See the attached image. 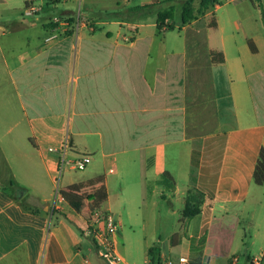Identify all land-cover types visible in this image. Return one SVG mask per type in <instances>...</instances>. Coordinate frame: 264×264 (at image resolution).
<instances>
[{
  "label": "crops",
  "instance_id": "obj_1",
  "mask_svg": "<svg viewBox=\"0 0 264 264\" xmlns=\"http://www.w3.org/2000/svg\"><path fill=\"white\" fill-rule=\"evenodd\" d=\"M68 1L46 0L34 16L0 20V264H107L83 234L89 210L112 209L110 196L120 190L108 175L150 165L156 176L141 177L147 192L167 171L174 186L156 184L162 198L166 190L184 205L188 188L204 194L200 211L180 221L183 233L171 230L181 237L169 240L168 253L157 244L160 264L181 255L198 264H238L242 215L252 216L246 205L264 197L252 179L264 114L248 85L255 73L264 80V66L239 55L228 68L225 44L204 43L199 28L211 9L179 26L186 32L182 50L161 49L156 57V18L79 10L87 24L75 34L77 11L58 9ZM53 14L68 24L50 23ZM251 41L255 51L247 39L248 49L258 52ZM210 50L222 51L224 61L212 62ZM65 136L68 159H90L73 186L59 187L64 200L55 202L59 160L49 147ZM176 244L182 252L173 256ZM246 255L250 264L258 256L264 263V249Z\"/></svg>",
  "mask_w": 264,
  "mask_h": 264
},
{
  "label": "rangeland",
  "instance_id": "obj_2",
  "mask_svg": "<svg viewBox=\"0 0 264 264\" xmlns=\"http://www.w3.org/2000/svg\"><path fill=\"white\" fill-rule=\"evenodd\" d=\"M25 0H0V20L6 25L12 18L26 16L22 14V8ZM123 3V0H119ZM144 0H126L125 5L114 6V0H70L67 3L59 4L58 9L70 8L75 12L80 10L81 13L90 12V9H104L102 12L115 11L121 16L128 13V8L134 5H140ZM46 0H35L36 4L45 7ZM179 2L181 0H156L155 4L145 9L146 12L130 13L132 21H150L156 18V14L161 10H168L170 21L173 23L172 29L158 30L156 27V57L160 54L161 49L168 51H180L184 46L185 30L179 26L182 21L179 14ZM197 9L198 3L194 2ZM39 9V12L42 11ZM211 13L203 16L205 22L199 28V32L204 43L208 47L220 48L222 43L226 46L228 57L227 67L235 64V58L239 55L249 56L252 58V67L264 66V0H218V6H212ZM196 11V10H195ZM196 15L198 12H195ZM214 19L218 25L216 27L208 26V22ZM28 18V17H27ZM125 18V17H124ZM2 24V23H0ZM3 25V24H2ZM114 28L117 26L112 23ZM253 39L258 46V52L252 53L248 49L247 39ZM246 66L250 64L245 62ZM224 65V69H225ZM235 75V74H234ZM259 73L253 74L249 78L248 85L251 90L252 101L259 104L264 114V80ZM235 77V76H234ZM78 157V156H76ZM74 157V158H76ZM85 168L70 169L64 164L62 175L60 176L59 187L65 190L74 185L81 177V172ZM156 165H150L140 172L138 167L122 169V177L112 176V189H119L120 193L113 192L110 196L111 210L119 218L120 227L117 235L119 241L120 253L127 264H142L150 258L147 249L150 246L160 243L167 252L169 237L172 229L179 230L183 233V224L179 221L183 201L177 196L170 198L168 193L163 198L159 194L156 183L151 192H147L146 183L143 179H152L155 174ZM143 176V177H142ZM142 177V180H141ZM179 181V180H178ZM54 191V190H53ZM116 194V196H113ZM258 201L249 202L247 209L252 211V216L243 214L241 221V237L245 244H240L238 264H250L247 260L246 253L259 255L264 249V197L261 195L254 196ZM261 199V202H260ZM170 200V201H169ZM172 204V205H171ZM115 209V210H114ZM243 233H245L243 235ZM182 252L180 244L171 248V255L178 256ZM168 253V252H167ZM258 264L262 257L258 256Z\"/></svg>",
  "mask_w": 264,
  "mask_h": 264
},
{
  "label": "built area",
  "instance_id": "obj_3",
  "mask_svg": "<svg viewBox=\"0 0 264 264\" xmlns=\"http://www.w3.org/2000/svg\"><path fill=\"white\" fill-rule=\"evenodd\" d=\"M42 8L41 4H36L35 0H25L22 8L23 15H36L39 9ZM48 21L55 25H67L66 18L53 14L49 17ZM87 24V20L80 16L79 10L76 12V20L73 22V32L76 34L81 25ZM69 142L65 136L57 146H50L49 150L54 151L58 155L59 164L54 177V193L53 200L60 202L64 200L61 195L59 182L64 164L70 169L84 168L89 162V155L82 154L76 158L68 159L66 157ZM54 202V203H55ZM120 222L114 212L107 208L95 207L89 210L86 224L83 228V234L89 237L92 241L96 253L103 258L107 264H127L122 255L117 249V235L119 232ZM258 259L255 258L253 262L258 264ZM85 261H87L85 259ZM186 256H179L177 260L168 259L165 264H188ZM142 264H149L145 260Z\"/></svg>",
  "mask_w": 264,
  "mask_h": 264
},
{
  "label": "trees",
  "instance_id": "obj_4",
  "mask_svg": "<svg viewBox=\"0 0 264 264\" xmlns=\"http://www.w3.org/2000/svg\"><path fill=\"white\" fill-rule=\"evenodd\" d=\"M197 1L198 7L195 9L194 2ZM218 0H181L179 2V14L182 21V24L187 23L188 21L194 19L198 15H196L195 12H198V14H204L206 11H208ZM155 4V2L147 3V4H140V5H134L130 6L127 10L128 13L123 16H133L130 13H142L146 12L145 9ZM196 10V11H195ZM105 15L109 17H116L119 13L112 11V12H103ZM127 17V18H129ZM129 18V19H130ZM170 18L168 10H161L158 11L156 14V26L157 28H161L162 26H166L168 29H172L173 25L172 23L166 24L165 20ZM210 26H215L216 21L212 19L209 22ZM248 43L250 48L255 51V47L251 41V39H248ZM210 57L212 62H223L224 56L222 51L219 50H210ZM252 179L253 182L257 185L264 186V147L261 146L258 151L256 163L253 169L252 173ZM156 184H160L165 186L166 188H173L174 186V180L171 174L167 171H164L160 174V177L155 180ZM203 192L199 190L197 187H191L186 190L185 195V201L183 205V209L181 211V218L179 221H185L187 218L195 215L200 211V206L203 200ZM181 234L178 232H174L170 235L169 240L173 243V241L177 238H180ZM148 253L150 256V264H160V249L158 245H153L148 248ZM197 262H189L188 264H198Z\"/></svg>",
  "mask_w": 264,
  "mask_h": 264
}]
</instances>
